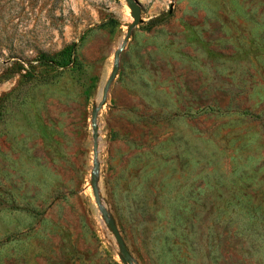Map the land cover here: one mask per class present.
Wrapping results in <instances>:
<instances>
[{
  "label": "rangeland",
  "instance_id": "rangeland-1",
  "mask_svg": "<svg viewBox=\"0 0 264 264\" xmlns=\"http://www.w3.org/2000/svg\"><path fill=\"white\" fill-rule=\"evenodd\" d=\"M0 199V264H264V0H0Z\"/></svg>",
  "mask_w": 264,
  "mask_h": 264
},
{
  "label": "water",
  "instance_id": "water-1",
  "mask_svg": "<svg viewBox=\"0 0 264 264\" xmlns=\"http://www.w3.org/2000/svg\"><path fill=\"white\" fill-rule=\"evenodd\" d=\"M135 21H137V19H135ZM132 28H133V26H131V27L129 28L128 33H127V35H126V37H125V39H124V42L122 43V45H121V47H120V51L123 50L124 46L126 45L128 39H129V36H130V33H131ZM119 54H120V52H117L116 55H115L116 67L114 68L113 73H112V76H111L110 80L108 81V83H107V85H106V88H105L104 91H103V95H104V96H105L106 90L108 89V87H109L111 81H112V80L115 78V76H116V71H117V60H118ZM102 105H103V101H101V102L99 103V108H101ZM96 114H97V112H96V111H93V113H92L93 122H94V120H95V118H96ZM108 224H109V227H110L111 231L113 232V234H114V236H115V239H116L117 243H118L119 246H120V249H121V257H120V259H121V261H122L124 264H132L131 257H130V255L128 254V252H127V250H126V248H125V246H124V244H123V242H122V240H121V238H120V236H119V234H118V231H117L116 227H115L111 222H109V221H108Z\"/></svg>",
  "mask_w": 264,
  "mask_h": 264
},
{
  "label": "trees",
  "instance_id": "trees-1",
  "mask_svg": "<svg viewBox=\"0 0 264 264\" xmlns=\"http://www.w3.org/2000/svg\"><path fill=\"white\" fill-rule=\"evenodd\" d=\"M169 16H170V12L169 13L162 14L159 17L152 19L149 24L151 26L159 25V24L163 23ZM72 51H73V46H70V47L66 48L63 52H61L58 55L59 56H63L64 54H67L68 53L67 55L70 57V54L72 53ZM41 62L42 63H45V64H53V65H57V66L60 65L59 62H56L55 61V56H51V57L42 56ZM71 63H73V61L72 62H68V65L71 64ZM0 208H6V209H11V210H17V209H19L13 203L4 201L2 199H0Z\"/></svg>",
  "mask_w": 264,
  "mask_h": 264
}]
</instances>
